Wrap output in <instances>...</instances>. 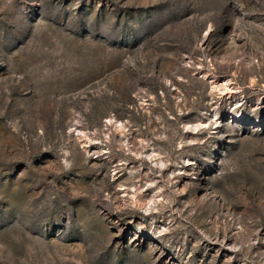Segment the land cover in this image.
I'll return each mask as SVG.
<instances>
[{
	"label": "rangeland",
	"instance_id": "rangeland-1",
	"mask_svg": "<svg viewBox=\"0 0 264 264\" xmlns=\"http://www.w3.org/2000/svg\"><path fill=\"white\" fill-rule=\"evenodd\" d=\"M0 264H264V0H0Z\"/></svg>",
	"mask_w": 264,
	"mask_h": 264
}]
</instances>
